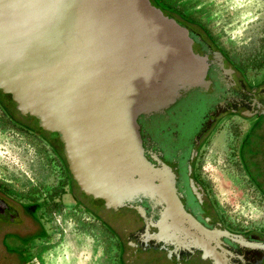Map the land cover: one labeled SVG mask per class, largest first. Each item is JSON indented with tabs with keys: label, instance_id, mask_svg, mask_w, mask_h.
<instances>
[{
	"label": "water",
	"instance_id": "95a60500",
	"mask_svg": "<svg viewBox=\"0 0 264 264\" xmlns=\"http://www.w3.org/2000/svg\"><path fill=\"white\" fill-rule=\"evenodd\" d=\"M0 91L56 144L133 262L263 258L264 239L230 233L203 207L189 165L215 117L254 111L264 86L247 90L198 32L152 0H0ZM197 100L203 110L183 116L190 132L165 151L150 125Z\"/></svg>",
	"mask_w": 264,
	"mask_h": 264
},
{
	"label": "flooded vegetation",
	"instance_id": "af4514ba",
	"mask_svg": "<svg viewBox=\"0 0 264 264\" xmlns=\"http://www.w3.org/2000/svg\"><path fill=\"white\" fill-rule=\"evenodd\" d=\"M152 2L198 32L226 64L230 73L242 80L247 90L259 91L264 86V61L250 67L233 63L219 48L216 35L212 33L214 26L208 18H201L197 12L186 11L178 4L170 3L164 6L158 0ZM257 100L258 105L250 113L226 111L215 117L192 150L189 174L192 189L201 204L224 229L233 234L264 239L263 225L253 224L247 229L229 227L216 211L209 197L207 185L200 176L205 144L212 136L221 133L226 138L224 149L227 162L231 168L243 174L248 188L264 206V91L257 95ZM196 102L199 103L198 108L195 102L188 101V105L168 113L162 120H154L150 125L149 133L165 151L173 149L190 132L192 126L185 124L183 116L188 113L190 117L195 118L203 110L200 100ZM0 114L2 116L0 125L7 126L6 131L15 129L39 147L42 144L48 147L59 171H62L63 158L56 144L37 126L33 117L25 114L22 108L10 100L8 94L1 91ZM66 180L63 186L60 184L58 188L43 194L40 185L21 192L0 183V264H36L30 256L31 248L47 234L49 218L44 212L53 205L81 207L92 219L96 218L109 232L117 235L116 224L95 215L94 201L84 196L69 177ZM118 212L116 211L117 215ZM126 212L128 213V211L119 213L121 215ZM119 244L118 264H211L198 257L169 259L166 255L168 259L138 257L137 261L133 262L132 257L127 258V247L121 241ZM257 264H264V256Z\"/></svg>",
	"mask_w": 264,
	"mask_h": 264
},
{
	"label": "rangeland",
	"instance_id": "374dc122",
	"mask_svg": "<svg viewBox=\"0 0 264 264\" xmlns=\"http://www.w3.org/2000/svg\"><path fill=\"white\" fill-rule=\"evenodd\" d=\"M158 1L164 6L178 4L186 11L208 18L214 26L212 33L216 35L219 48L233 63L250 67L264 61V0ZM6 128L0 125V183L21 192L40 185L42 194L65 184L68 176L64 162L59 171L48 147L43 144L39 147L17 130L6 131ZM225 143L226 138L221 133L212 136L202 152L200 176L207 185L209 197L229 227L264 226V206L248 188L243 174L227 162ZM44 213L49 218L47 234L32 245L33 262L118 264L121 239L117 230V235L109 232L81 207L58 204ZM95 215L98 214L95 212ZM125 215L121 213L120 216ZM155 255L168 259L164 254Z\"/></svg>",
	"mask_w": 264,
	"mask_h": 264
},
{
	"label": "trees",
	"instance_id": "16d2710c",
	"mask_svg": "<svg viewBox=\"0 0 264 264\" xmlns=\"http://www.w3.org/2000/svg\"><path fill=\"white\" fill-rule=\"evenodd\" d=\"M66 171H67V169H66Z\"/></svg>",
	"mask_w": 264,
	"mask_h": 264
}]
</instances>
